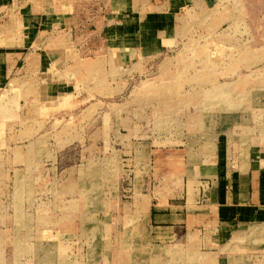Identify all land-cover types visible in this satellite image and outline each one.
<instances>
[{"label": "rangeland", "instance_id": "374dc122", "mask_svg": "<svg viewBox=\"0 0 264 264\" xmlns=\"http://www.w3.org/2000/svg\"><path fill=\"white\" fill-rule=\"evenodd\" d=\"M140 9L132 62L101 4L70 84L0 87V264H264V0Z\"/></svg>", "mask_w": 264, "mask_h": 264}, {"label": "crops", "instance_id": "0c3cea01", "mask_svg": "<svg viewBox=\"0 0 264 264\" xmlns=\"http://www.w3.org/2000/svg\"><path fill=\"white\" fill-rule=\"evenodd\" d=\"M164 1L169 6L186 2ZM136 2L138 8L132 14L122 17L116 13L128 10L127 7ZM101 4L110 20L122 17L121 38H126V42L116 49L120 52L121 62H132L131 55L145 52V47L139 44L132 47L134 42L129 39L138 42L150 33L147 32L145 15H140V6L145 5V0H0V87L10 86L12 82L41 86L44 97L50 99L58 93L60 85L70 84H64L66 55L82 50L83 53H96V34L104 30L108 35L111 33L109 23L101 24L103 17L96 12V7ZM130 18L137 24L123 25ZM81 41L86 44L81 46ZM108 49L112 51L114 48L109 45L104 50ZM52 70H56V75L50 72ZM257 176L249 175L247 188L251 189V196L254 193L261 196L260 213L264 215V190H255Z\"/></svg>", "mask_w": 264, "mask_h": 264}]
</instances>
